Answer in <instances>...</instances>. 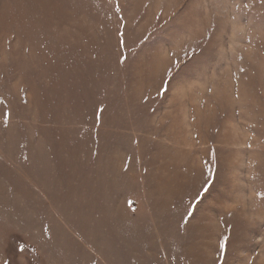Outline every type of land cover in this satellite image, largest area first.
<instances>
[{"label":"rangeland","instance_id":"374dc122","mask_svg":"<svg viewBox=\"0 0 264 264\" xmlns=\"http://www.w3.org/2000/svg\"><path fill=\"white\" fill-rule=\"evenodd\" d=\"M0 264H264V0H0Z\"/></svg>","mask_w":264,"mask_h":264},{"label":"snow or ice","instance_id":"6c2138e0","mask_svg":"<svg viewBox=\"0 0 264 264\" xmlns=\"http://www.w3.org/2000/svg\"><path fill=\"white\" fill-rule=\"evenodd\" d=\"M21 251H23V248H21Z\"/></svg>","mask_w":264,"mask_h":264}]
</instances>
